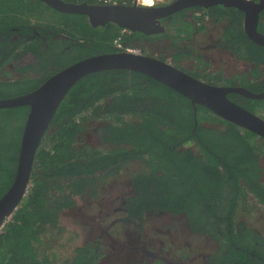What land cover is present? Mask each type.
<instances>
[{"label":"trees","instance_id":"1","mask_svg":"<svg viewBox=\"0 0 264 264\" xmlns=\"http://www.w3.org/2000/svg\"><path fill=\"white\" fill-rule=\"evenodd\" d=\"M16 1L29 4L35 0ZM12 2L7 3L6 14L0 12L14 20L0 28V74L8 60H20L27 54L32 59L28 65L15 67L23 77L0 78V99L32 91L80 59L118 50L114 40L120 30L108 29L109 34L90 31L81 46L70 42L75 53L66 51L58 46L60 39L50 38L53 32H68L64 27L55 28L62 24L59 19L53 21L45 11L37 15L35 8L26 11L27 17L19 16L12 10ZM186 11L177 12V18L168 21V31L177 30L176 36L189 35L197 27ZM209 13L226 18L220 46L255 66L231 76L222 71L188 72L212 84L235 86L242 82L254 92L264 91V46L246 34L244 14L219 7ZM29 17L37 21L31 23ZM32 25L41 26L44 42L31 37ZM15 27L24 28L30 38L11 40ZM199 27L203 31L207 25L204 22ZM259 30L264 33V10ZM132 40L131 34L123 37L125 44L132 45ZM198 58L200 68L208 66L204 58ZM229 98L244 97L231 93ZM244 106L264 116V99L248 98ZM29 111V105L0 108V197L15 178ZM93 122L98 123L93 125L99 141L96 145L85 143L80 136ZM263 161L264 138L204 106H195L160 81L127 69L91 73L70 89L44 135L27 196L0 233V264H98L96 244L77 246L71 255L66 252L63 240L67 229L60 217L78 205L77 197L96 196L98 180L119 174L130 162H140L141 170L132 177L134 194L127 199L126 219L142 220L146 211L183 213L192 229L217 239L221 250L245 253L237 255L240 260L235 264H264V236L245 222L237 223L242 204L244 211H251L247 198L264 205Z\"/></svg>","mask_w":264,"mask_h":264},{"label":"water","instance_id":"2","mask_svg":"<svg viewBox=\"0 0 264 264\" xmlns=\"http://www.w3.org/2000/svg\"><path fill=\"white\" fill-rule=\"evenodd\" d=\"M38 1L61 13L85 15L95 29H104L113 23L121 29L148 37L163 36L166 28L162 21L177 12L197 6L209 11L213 7L235 8L244 14L243 25L248 37L264 46V33L259 30L264 0H174L157 7L102 4L92 0ZM109 69H127L150 76L183 94L195 106H204L219 117L264 138V116L229 98V94L237 93L246 98L262 100L264 91L254 92L240 85L212 84L178 68L174 63L146 54L117 50L85 57L58 70L30 92L0 99V108L30 106L21 138L15 178L0 197V227L13 216L27 196L37 152L61 102L80 79Z\"/></svg>","mask_w":264,"mask_h":264},{"label":"rangeland","instance_id":"3","mask_svg":"<svg viewBox=\"0 0 264 264\" xmlns=\"http://www.w3.org/2000/svg\"><path fill=\"white\" fill-rule=\"evenodd\" d=\"M36 1V0H35ZM31 1L29 4L27 2H17L16 0H13L12 10H16V13H19V16H26L27 10H33L32 8L36 9V14L40 15L41 13L47 12L48 16H51L53 21L60 20L62 24L59 27H55L56 29L60 27H64L68 32L66 34L68 35H75L76 38H85V36L88 35V31L90 29L92 31H95V33H105L108 32V29H112V32H117L121 30L120 27L116 26L113 23H109L104 29H95L93 26H91L87 16L81 15V14H60L55 13L53 10L49 8H44V5L41 3ZM10 2V0H0V12L3 14H6L7 9V3ZM21 12V13H20ZM23 13L25 15H23ZM3 14L0 15V28H3L4 25L8 26L11 25L14 20H7L8 17H3ZM3 18V19H2ZM30 18V17H29ZM33 18H30L31 23H35L37 20ZM47 18V17H46ZM20 21H23L20 19ZM90 28V29H89ZM194 27L192 31L196 32L200 27H197L198 29H195ZM87 29V30H85ZM176 28H174L175 30ZM208 29L213 30L215 36L213 39H216L218 33L221 32V25H214L209 22L207 27L201 31L199 30L197 34L196 39H192L193 36L191 34L187 35L184 33H180L181 36L177 37L175 40H173L176 35L175 31L172 29H167V34L170 36L174 42L170 43V41H162L161 46L159 45L158 48L161 47L160 50H157L154 45L151 44H144L145 49L148 53H150L152 56L155 57V53H161L162 48L168 49L164 53L165 60L171 59L173 63L177 62V64H182L185 69L188 68V70L196 69L197 68V62L198 57L206 56L207 59L210 60L208 63L209 68L217 69L218 71H222L224 75L231 76L235 72H246L249 71L252 66L251 65H245V64H232L231 61H229V58L231 57L229 54H224L223 52L220 53L218 50H215L212 47H206L208 44L211 43V39H207ZM78 31V32H76ZM111 32V33H112ZM138 33H135L134 35H137ZM178 36V35H177ZM135 37V36H134ZM212 39V40H213ZM194 41V42H192ZM135 46V45H134ZM200 46V47H199ZM142 46L139 47L140 49L143 48ZM207 66V67H208ZM188 72V71H186ZM191 74L190 72H188ZM192 75V74H191ZM18 74H15L12 70L9 68H6L1 73V77H17ZM207 122H204V124ZM97 122L90 123L88 128L81 133V140L85 143H89L92 145H96L99 143L98 137L94 131V126L97 125ZM264 162V161H263ZM264 165V164H263ZM141 170V164L140 162H130L128 165L124 167V169L116 175L110 176L105 179L98 180L99 185V192L96 196H92L89 194H84V197H77V203L78 205L75 208L67 209L65 212L61 214L60 221L63 227H66V235H64L65 239L63 242H66V252H68L69 255L72 254L73 249L77 246H81L84 242H86L91 236L89 235L90 230H95L98 236V233L100 231L99 226L104 227L105 220H107L106 216L103 215V211L107 209L108 206L111 204H114L115 206L120 205V196L127 193V183L130 181V179L133 177V175ZM247 198L248 203V209L251 210L249 213L246 211H243V209L239 210L238 213V219L246 221L247 224L251 227H253L257 232L261 233L264 236V205L255 203L253 201V198L249 197ZM120 201V202H119ZM254 204V206H252ZM251 205V206H250ZM124 216L122 213H117L111 216V219L115 218H121ZM102 218H104V221L102 222ZM177 218V217H176ZM176 218H174L172 215H165V216H154V217H147L146 220L142 221V225L137 228L138 233H145L143 235L144 238H149V236H153V230L152 226L155 222H168L172 223L173 227L172 229L167 232L160 235L155 234V238L159 237L162 241L165 242L166 247H164L165 251H168L171 249V252H177L178 250L183 249L184 252L190 253L191 251L193 254H196L193 248L191 249H185V242H184V234L183 230L180 232L177 229H173L176 225ZM102 222V224H100ZM100 224V225H99ZM156 226V225H155ZM158 226V225H157ZM125 228V226L123 225ZM127 228V227H126ZM131 228V226H130ZM123 228H120L119 231H122ZM120 231V232H121ZM128 234V233H127ZM74 235L75 238L73 237ZM126 238L125 236L123 237ZM194 240H198L196 237H194ZM163 242V243H164ZM196 242V241H195ZM158 247L160 248V244L162 242H158ZM170 246V247H169ZM212 248L205 247V252H211ZM99 257H100V264H103L104 261L108 263L107 264H114V260L111 259L113 256H109L106 251L104 250L103 246H100L98 249ZM229 250L228 252L225 251L222 253L221 264H235L240 259H238L237 255L244 256V254L238 252ZM68 255V256H69ZM128 255V256H127ZM136 256V255H135ZM134 256V257H135ZM124 258H133L130 254H126ZM126 261V260H125ZM224 261V263H223ZM120 264H124L122 261Z\"/></svg>","mask_w":264,"mask_h":264},{"label":"flooded vegetation","instance_id":"4","mask_svg":"<svg viewBox=\"0 0 264 264\" xmlns=\"http://www.w3.org/2000/svg\"><path fill=\"white\" fill-rule=\"evenodd\" d=\"M73 2L77 1V0H71ZM78 1H86V0H78ZM89 1V0H88ZM94 1V0H92ZM218 8V7H217ZM195 10H191L187 9V14L189 16V20L190 22L192 21L193 23V17H191L192 12H194ZM203 11H205L207 13V21H206V25L210 23L214 24V25H221V32L220 34L218 33L217 38L213 39V37L215 36L213 30L208 29V33L209 35H207V39H211V43L208 44L206 47H212L215 50H218V52L220 53H224V54H229L231 57L229 58V61H231V63L234 64H239V63H243L245 65H251L252 68L255 66L254 63H250L247 60L241 59L239 58V56L232 52V50H227L224 49L223 46H220V42H221V35L224 33L223 27L225 26L226 23V18L224 19H219V16H211V14L209 13V10H205L203 9ZM176 14V13H175ZM173 14L171 16H169L167 19L162 21V24L165 26L166 30L168 27V21L169 19H176V15ZM32 33L31 37H40L43 42L45 40V36H43L40 33V29L41 26H34L32 25ZM24 28H19V27H15L14 31L16 32L13 37L11 38V40H24L26 41L27 39L30 38L29 36V32H25L23 31ZM90 29V28H89ZM195 29H198L197 27ZM87 30V29H85ZM200 29H198L196 32L197 34L198 31ZM88 31V30H87ZM90 31H92L90 29ZM88 31V32H90ZM78 32V31H76ZM194 31H190L189 33L191 34L192 39H196L197 38V34ZM54 35L50 36L51 41L54 39H60V42L58 43L59 47H63L64 50L66 51H70L71 53H75V50L73 48V45H71V43H78L80 44V46L82 45L83 42V38H76L75 35H68L66 33H56L53 32ZM176 33V32H175ZM35 34V35H34ZM79 34V32H78ZM135 33L131 32V35H133V40H132V45H135L137 47H143L144 44H153L154 47L157 49L159 47V45L161 46L162 41H170V43H173L177 37H179L180 35L176 36L172 41H171V37L168 36L167 32L161 36V37H148L146 35L140 34L138 33L137 35H134ZM135 36V37H134ZM213 39V40H212ZM85 41V40H84ZM71 42V43H70ZM194 42V41H192ZM92 44V43H90ZM24 45L21 43V48L23 49ZM200 47V46H199ZM160 48H158L157 50H160ZM63 50V51H64ZM142 50V54H146V55H150L152 56L150 53H148L145 49V46L141 49ZM168 49H163L161 53H155V57L157 58H161L163 60H165L164 57V52L167 51ZM56 52H58V49H56ZM245 52V51H244ZM6 53V52H5ZM247 53V52H245ZM99 54V53H98ZM248 54V53H247ZM9 55V53H7V55L4 58H7ZM92 56V55H91ZM202 58H204L205 62H210L209 59H207L206 56H203ZM32 59V55L31 54H27L24 55L22 59L20 60H8L7 64L4 66V69L9 68L10 70H12L15 74H18L17 78L20 77L21 75H23L22 73H18L15 70V67H19L21 65H28L30 63ZM198 66L196 69H194V71H203L206 70V72H216L218 71L217 69H213V68H209V66H205L203 68H200L199 65L201 64L200 61L197 62ZM70 65V64H69ZM174 65H176L178 68L183 69L185 71H191L185 69V67L182 64H177V62L174 63ZM3 69V70H4ZM205 72V71H203ZM248 72V71H246ZM29 73V72H28ZM33 73L35 75L34 72H30ZM239 73H245V72H235L233 73L235 74H239ZM27 74V73H26ZM23 77V76H21ZM0 78L1 79H6L9 77H1L0 74ZM250 79H254L253 77H248ZM202 79V78H200ZM260 81V80H259ZM258 83V81L256 82ZM240 86H244V87H248L250 90H252L250 88V86L248 84H245L240 82L239 84ZM253 91V90H252ZM234 101L238 102L239 104L243 105L246 104L248 105V98L244 97L242 98H234ZM246 107V106H244ZM247 108V107H246ZM248 109V108H247ZM128 189H127V193L124 195L120 196V201L121 204L115 206L114 204H111L110 206L107 207L106 210L103 211V215L106 216L107 220H105V225L104 227L99 226V233L98 236L96 235L97 233L95 232V230H90L89 235L91 236V238H89L86 242H84L81 246L85 245V244H91V245H95L96 244V248L98 249L100 246L104 247V250L106 251V253L109 256H113L111 257V259L114 260V264H120L122 261L124 262V264H221V259L218 257L222 251V253L225 252V250H221L222 245L220 244V242L217 239H214L211 237V235L209 234H205L202 231H195L194 229L191 228V226L189 225L186 216L181 213V214H173V213H169L167 211H161V212H153V211H146L142 220L137 217V218H133L130 217L128 219H126L129 215H128V209L126 208L127 205V199L128 197H130L131 195L134 194V189L132 186V178L130 179V181H128L127 183ZM119 201V202H120ZM243 204L240 206L239 209H243L244 208ZM119 214L122 213L124 214V216H122L121 218H115V219H111V216H113L114 214ZM239 213V210H238ZM165 215H172L174 218H176V222L177 225L173 228V229H177L180 234L181 231L183 230V234H184V242H185V249H191L193 248L194 251L196 252V254H193V252L191 251L190 253L184 252L183 249L178 250L177 252H171V251H165L164 247H165V242L162 241L159 237L155 238V234L156 235H160L163 233H167L169 232L172 227L174 222L172 223H168V222H155L152 226V232H153V236H149V238H144L143 235H145V233H138L137 228H139L142 225V221L146 220L147 217H154V216H165ZM104 221V218H102V222ZM102 222L100 224H102ZM239 222H245L247 224L246 221L240 220L237 218V223ZM99 224V225H100ZM123 225L125 226V228L123 227ZM156 225V226H155ZM158 225V226H157ZM248 225V224H247ZM131 226V228H130ZM127 227V228H126ZM123 228L122 231L120 232L119 229ZM128 233V234H127ZM126 237L125 239L123 237ZM194 237H196L198 240H194ZM162 242V244H160V248L158 247V242ZM196 241V242H195ZM164 242V243H163ZM205 247H209L212 248L211 252H205ZM95 250L96 258H97V263L100 264V257H99V253L98 250ZM126 254H130L133 258H124ZM136 255V256H135ZM128 256V255H127ZM135 256V257H134ZM109 261V259H107ZM126 260V261H125ZM104 261L103 264H107L108 263Z\"/></svg>","mask_w":264,"mask_h":264},{"label":"built area","instance_id":"5","mask_svg":"<svg viewBox=\"0 0 264 264\" xmlns=\"http://www.w3.org/2000/svg\"><path fill=\"white\" fill-rule=\"evenodd\" d=\"M98 3L102 4H124V5H141V6H149V7H157L163 6L173 2L174 0H94ZM207 13L203 10H197L193 12V23L196 24L197 27L202 26L203 23L207 21L208 17ZM126 34H131V31L121 29L119 32V36L114 40V46L118 50H124L126 52H131L135 54H142V50L134 45L125 44L123 42V37ZM167 62L173 63L171 59H167ZM30 187V186H29ZM29 190V188H28ZM5 224L0 227V233L3 231Z\"/></svg>","mask_w":264,"mask_h":264},{"label":"crops","instance_id":"6","mask_svg":"<svg viewBox=\"0 0 264 264\" xmlns=\"http://www.w3.org/2000/svg\"><path fill=\"white\" fill-rule=\"evenodd\" d=\"M165 247H166V244H165ZM169 247H170V246H169ZM169 251H171V249H170Z\"/></svg>","mask_w":264,"mask_h":264},{"label":"clouds","instance_id":"7","mask_svg":"<svg viewBox=\"0 0 264 264\" xmlns=\"http://www.w3.org/2000/svg\"><path fill=\"white\" fill-rule=\"evenodd\" d=\"M167 31V30H166Z\"/></svg>","mask_w":264,"mask_h":264}]
</instances>
